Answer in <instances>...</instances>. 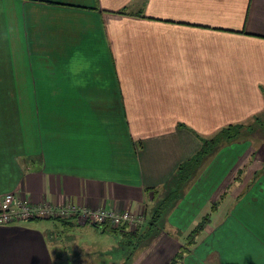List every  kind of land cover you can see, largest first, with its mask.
<instances>
[{
  "label": "crops",
  "instance_id": "obj_1",
  "mask_svg": "<svg viewBox=\"0 0 264 264\" xmlns=\"http://www.w3.org/2000/svg\"><path fill=\"white\" fill-rule=\"evenodd\" d=\"M262 88L264 0H0V196L151 215L202 136L264 109ZM253 150L242 138L203 158L161 230L127 256L111 258L122 232L34 218L0 223V264H166L224 190L181 264H264L263 236L232 233L235 206L212 223L240 166H262Z\"/></svg>",
  "mask_w": 264,
  "mask_h": 264
},
{
  "label": "rangeland",
  "instance_id": "obj_2",
  "mask_svg": "<svg viewBox=\"0 0 264 264\" xmlns=\"http://www.w3.org/2000/svg\"><path fill=\"white\" fill-rule=\"evenodd\" d=\"M20 99H21V97H20ZM16 106L21 107V101H17ZM255 127H256V129L253 132L251 131L252 133H250L248 136H246L242 133V135H240L241 138H239V139H242V138L247 139L248 138L251 140L252 147L254 148V150H253L254 155H256V152H260V149H261V151L262 150L264 151V128L259 127L256 124H255ZM213 133H211L209 135H205V137L211 136ZM235 140H237V139H235ZM240 168H243V171L241 173L236 172L234 175V177H236V176L238 177L237 179H234V180H237L238 182H240L237 186L238 188L235 191H233V193H228L230 196L228 195L225 202H223L221 204V209L219 210V213L213 217L212 223L214 224L216 221H218V218H220L221 215L228 213V211L235 206V208L236 207L237 208L233 209L232 216L234 217V219L236 218V220L238 221V226L235 224L232 225V227L230 228L232 233L234 235L239 236L240 238L243 236V234L248 233V232L251 235H253L254 238H258L259 236L264 237V176L262 177V175L264 174L263 173L264 172V160L262 161V166L260 168L255 169L254 171H251V172L247 171V174L244 171L246 169V165H242V166H240ZM253 184H254V186L251 189H249ZM183 189H184V186H183ZM248 189H249V191H248ZM164 191H162L161 193L163 194ZM227 192L228 191L226 190V194H227ZM239 194H240V196H239ZM225 195H224V197H225ZM222 200L220 202H222ZM69 204H72V203H69ZM52 207H54V206H52ZM99 208H102L105 210H111L114 212L124 211V210L116 211L114 209L106 208V207H99ZM169 209H167V210L165 209L163 212L168 211ZM125 211H130V213H133L134 216L138 215L140 217L139 222L131 223L132 224V225H130L131 227H127L128 225H126V226H118V227L115 226V228L128 230V231H134L135 229L144 226L145 223L147 222V217L151 216V215H149L150 209L147 212H144L142 214L131 211V210H127V209H125ZM208 212L210 213V211H208ZM45 218H51V217H45ZM56 219H63L67 222L73 221L67 217L66 218L57 217ZM199 220L200 219H198V221ZM78 223H80V222H78ZM83 223H89V222H83ZM90 224H92V223H90ZM228 225H230V220L228 222ZM95 227H97V225ZM107 227H109V226H107ZM109 228H111V227H109ZM159 230H161V229H159ZM73 231L76 232L77 230L74 228ZM77 232H78L79 236H81V233L79 231H77ZM222 233H224V231ZM219 235H220V232L218 233V236ZM81 237H82L83 241L88 242L89 244L98 245L99 241H96L97 239L93 238L94 237L93 234H89L86 237L82 235ZM127 239L128 238L126 237V239H124V240L127 241ZM135 241L132 240V242H129V243H127V242L118 243V246H116V248L111 252L112 260H117L119 257H121L123 255L127 256V254L134 249ZM129 244H131V245H129ZM120 245H122V248L120 247ZM246 246H247L246 244L241 243V244H239L238 248L235 246L234 247L236 250H239V248L245 249L243 247H246ZM63 253H64V251H61V254H63ZM98 258L103 259L102 256L95 254L94 256H90L89 258L84 256V255H80L78 257V260H79V264H85L86 262H88V260L90 261L91 259H98ZM71 260H72V258H70V257L60 255L59 259L56 260V264H73L71 262ZM73 260H75V257L73 258Z\"/></svg>",
  "mask_w": 264,
  "mask_h": 264
},
{
  "label": "trees",
  "instance_id": "obj_3",
  "mask_svg": "<svg viewBox=\"0 0 264 264\" xmlns=\"http://www.w3.org/2000/svg\"><path fill=\"white\" fill-rule=\"evenodd\" d=\"M118 12L126 11L119 10ZM261 90L264 94V88H262ZM255 124L259 127L264 128V109L261 112L254 114L252 119L248 122L229 123L218 128L211 136H202L199 149L192 156H190L188 159L178 165L170 182L164 185L165 191L157 200H155L154 204L151 207V216L144 226L137 228L134 231H128L117 228L111 229L109 227L106 228L114 232L121 231L123 235L127 236V243L132 242V240H136L135 244L137 246L140 243H142V245H147L159 231V221L163 214L166 212L163 211L165 209H169L173 205V203L179 198L184 184L192 176L193 172H195L201 160L213 154L221 146L228 144L235 139L241 138L240 135H242V133L248 136L256 129ZM253 155L254 151L251 153L250 156L252 157ZM242 171L243 168H240L237 172L241 173ZM237 178L238 177L236 176L233 179ZM225 194L226 190L221 192L218 198L212 201L210 205V212L217 209L219 202L223 199ZM209 221L210 213L207 212L203 214L200 220L197 221L195 225L189 230L184 242L180 245L179 249L173 254V256L166 264H181L184 255L195 243L197 235L202 232V230L209 223Z\"/></svg>",
  "mask_w": 264,
  "mask_h": 264
},
{
  "label": "built area",
  "instance_id": "obj_4",
  "mask_svg": "<svg viewBox=\"0 0 264 264\" xmlns=\"http://www.w3.org/2000/svg\"><path fill=\"white\" fill-rule=\"evenodd\" d=\"M54 206V207H52ZM69 218L76 222H89L98 228L115 226L131 227L139 222V216L130 211L114 212L102 208L89 209L76 204L30 203L17 197L12 191L0 196V223L29 220L34 218Z\"/></svg>",
  "mask_w": 264,
  "mask_h": 264
},
{
  "label": "clouds",
  "instance_id": "obj_5",
  "mask_svg": "<svg viewBox=\"0 0 264 264\" xmlns=\"http://www.w3.org/2000/svg\"><path fill=\"white\" fill-rule=\"evenodd\" d=\"M88 67V62L85 60L80 52L73 53L68 64V70L72 73V85L74 87H82L85 81L79 78V74L82 70Z\"/></svg>",
  "mask_w": 264,
  "mask_h": 264
}]
</instances>
